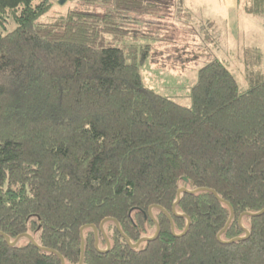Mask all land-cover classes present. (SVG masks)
Wrapping results in <instances>:
<instances>
[{"label": "trees", "instance_id": "1", "mask_svg": "<svg viewBox=\"0 0 264 264\" xmlns=\"http://www.w3.org/2000/svg\"><path fill=\"white\" fill-rule=\"evenodd\" d=\"M80 2L0 0V264H264V79L213 60L182 106L115 45L169 0Z\"/></svg>", "mask_w": 264, "mask_h": 264}, {"label": "rangeland", "instance_id": "2", "mask_svg": "<svg viewBox=\"0 0 264 264\" xmlns=\"http://www.w3.org/2000/svg\"><path fill=\"white\" fill-rule=\"evenodd\" d=\"M51 0L39 19L52 21L70 9L102 13L80 0ZM256 2V0H255ZM169 0L159 10L123 15L128 33L116 42L138 61L142 83L154 93L189 107L197 71L216 60L241 89L264 79V0ZM255 6V10L251 7Z\"/></svg>", "mask_w": 264, "mask_h": 264}, {"label": "water", "instance_id": "3", "mask_svg": "<svg viewBox=\"0 0 264 264\" xmlns=\"http://www.w3.org/2000/svg\"><path fill=\"white\" fill-rule=\"evenodd\" d=\"M62 2H63V1L60 0V4H61ZM185 193H192V192H189V191L186 190V189H180V190L178 191V193H177V201L175 202V204H174L173 207H172V212H173V214H174V212H175V211H174V210H175V207H176L177 203L179 202V197H180V195H181V194H185ZM163 212H165V211H163ZM263 212H264V210H263L262 212H260L259 214H257L256 216L261 215ZM149 215H150V212H149ZM168 218H169V221H170V223H171V231H172V234L174 235L171 218H170V216H168ZM104 222H105V221H103V222L100 224V226H99V229H100L101 232L103 231V230H102V227H103ZM188 225H189V224H187V226H186L184 232H183L181 235H184V234L186 233V231H187V229H188ZM91 228L93 229V232H94V235H95V247H97V240H98V239H97V229H96L94 226H92ZM117 230H119V229L117 228ZM157 236H158V228H157V231H156L155 235H154L152 238H149V239H142V240H140L139 242H137L135 245H131V247L135 249V248H137V247L140 245V243H142V242L154 241V240L157 238ZM18 239H19V238H17L13 243H10V242L8 241V239H7V241H8V243H9L10 246H14V245L16 244V242L18 241ZM29 240H30V238H29ZM108 248H109V246H108V244H107V249H108ZM106 251H107V250H106ZM82 252H83V242H82V244H81V259H80V261H79V264H82ZM59 259H60L61 264H64L62 258L59 257Z\"/></svg>", "mask_w": 264, "mask_h": 264}, {"label": "bare ground", "instance_id": "4", "mask_svg": "<svg viewBox=\"0 0 264 264\" xmlns=\"http://www.w3.org/2000/svg\"><path fill=\"white\" fill-rule=\"evenodd\" d=\"M19 238H21V237H19Z\"/></svg>", "mask_w": 264, "mask_h": 264}]
</instances>
